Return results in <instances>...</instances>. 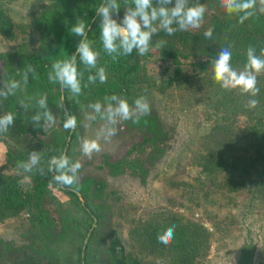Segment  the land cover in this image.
I'll return each mask as SVG.
<instances>
[{
	"label": "rangeland",
	"instance_id": "374dc122",
	"mask_svg": "<svg viewBox=\"0 0 264 264\" xmlns=\"http://www.w3.org/2000/svg\"><path fill=\"white\" fill-rule=\"evenodd\" d=\"M200 3L206 12L198 30H177L173 35L161 30L153 36L149 52L139 55V74L145 79L136 85L141 91L133 101L145 96L150 114L157 119L150 141H144L149 137L145 129L122 121L111 144L101 142L103 150L87 158L80 151L81 138H94L101 122L85 127V113L90 109L82 104L85 110L79 114L72 158L82 164L77 183L87 178L104 182L101 194L95 195L92 186L87 193L99 219L93 217L87 228L82 195L78 192V204L50 188L41 208L52 221L49 231L34 226V212L27 209L0 220V264H17L26 257L39 264H114L108 250L113 238L119 240L128 260L175 264L169 249L150 245L149 225L167 219L205 230L192 264H264V191L253 194L250 188L254 172L264 161V139L255 140L249 131L258 124L256 118L264 123V99L249 108L247 100L252 97L238 89H222L212 79L215 58L208 57L204 33L224 15L215 0ZM54 11L50 0L8 4L14 38L0 35V84L4 74L1 56L38 53L43 38L38 20ZM123 14L124 7L114 18L119 20ZM207 61L210 64L201 65ZM261 76L264 72L257 76V86L263 85ZM24 91L21 84L20 94ZM61 105L64 110V102ZM19 108L24 114L34 111L29 107L25 111L20 103ZM55 115L56 123L43 124L44 132L36 138L1 137V182L17 178L23 190H29V179L17 165L6 162V155L19 152L27 161L33 149L65 133L62 120ZM106 163L121 165L113 169ZM191 246V240L182 242L183 249Z\"/></svg>",
	"mask_w": 264,
	"mask_h": 264
},
{
	"label": "trees",
	"instance_id": "16d2710c",
	"mask_svg": "<svg viewBox=\"0 0 264 264\" xmlns=\"http://www.w3.org/2000/svg\"><path fill=\"white\" fill-rule=\"evenodd\" d=\"M16 0H0V35L7 39H13V32L15 25L12 23L8 16V4ZM55 8V11L41 16L38 20L39 26L43 29V38L40 50L36 54L27 52H20L16 55H2L4 62L3 77L0 87H2L9 80H20L22 74L31 66L35 69V77H30L29 82L24 85L25 91L20 94L19 89L15 95H9L6 98H0V115L6 113H13L15 120L7 133L0 134V139L3 136L17 139L22 136H30L36 138L43 131L42 126H34L31 117L35 112V101L41 95L47 96V101L51 110L58 113L60 120L63 119L64 110L61 105V95L64 96V104L68 111L77 117V125L79 122V114L85 110L83 105H89L94 102L104 103V97L110 95H118L128 100L129 104L133 101L134 95H140L141 88L136 85L141 82L140 79L145 77L139 74V54L134 50L131 55L118 57L115 61L111 56L103 51L102 43L100 40L99 18L96 17L95 10L102 3V0H50ZM213 1V0H212ZM218 3V0H215ZM121 8L125 6L124 0H120ZM130 5L131 0H128ZM224 17L215 19L213 22L211 38H205L204 46L206 45L208 57L216 58L220 48L231 45L233 53L231 64L232 66L243 68L246 63V50L249 46L256 49L257 55L260 54L261 49H264V14H255L246 20L243 24L238 22V17L233 14H227L222 8ZM95 18L93 23L91 21ZM83 20L87 26H91L88 33V40L92 44L93 49L99 52L97 61L98 67L102 66L106 69L107 82L87 84L88 72L84 73L82 79V94L73 98L71 93L64 91L58 84L50 83L48 80V72L51 70V65L56 60L65 59L68 55L75 52L76 45L80 37L70 33L69 29L74 26L77 20ZM210 64L209 61L201 65ZM77 67L83 70V65L79 63L77 58ZM94 72V70H93ZM262 86H257L260 89L259 94L252 99H264V77L259 78ZM22 99H20L21 97ZM20 97V98H19ZM20 101L29 104V108L34 110L32 113L24 114L20 108ZM257 125L251 126L249 129L250 134L254 136L255 140L264 139V123L261 118H256ZM62 122V121H61ZM130 126L143 128L148 133L149 137L144 141H150L152 136L155 135L157 128V119L152 114L141 117L138 124L133 123L131 120L127 121ZM67 138H70L66 154L71 161L74 159L73 148L77 138V131L72 134L70 131L59 133L55 139L49 143L40 144L36 151H41V165L45 168V173L42 175L39 171L33 170L32 172L25 173L24 175L30 181L29 190H23L19 180L12 178L10 181L1 182L0 180V220L5 217H10L23 210L34 212L32 223L43 230L49 231L51 229V219L46 216L42 211V203L50 196V188H57L62 191L66 196L75 200L78 204V198L75 194L79 192L85 200L84 214L88 219L87 228L90 226L93 217L99 219L96 208L93 210L87 199V193L92 186L95 195L101 194L104 189V182L87 178L72 187H65L58 185L53 176L55 173L47 172V162L52 156H58L64 152L67 145ZM258 149V148H257ZM32 150V151H33ZM132 151V150H130ZM129 151V152H130ZM26 157L19 152H10L6 155V162L11 165H17L18 162L26 161ZM107 164V163H106ZM110 168L116 169L121 163L107 164ZM235 170V167H233ZM237 170V167H236ZM264 161L257 167L254 172V178L250 182L251 193L262 194L264 191ZM82 207V209H83ZM85 208L88 211H85ZM13 213V214H12ZM179 222L174 223L170 220L162 221L159 225L150 224V245L152 247H159L162 249H169L172 252V260H176L175 264H192L195 257V252L201 244L202 238L205 235V230L196 225L179 226ZM174 226L173 237L167 245L158 242V235L162 234L167 228ZM86 228V229H87ZM49 233V232H48ZM191 240L192 246L189 249L182 248L184 240ZM108 250L112 254L114 264H139L137 260H128L123 253V248L117 238H113L109 245ZM81 250H78V253ZM31 257L24 258L17 264H39Z\"/></svg>",
	"mask_w": 264,
	"mask_h": 264
},
{
	"label": "clouds",
	"instance_id": "9594fccd",
	"mask_svg": "<svg viewBox=\"0 0 264 264\" xmlns=\"http://www.w3.org/2000/svg\"><path fill=\"white\" fill-rule=\"evenodd\" d=\"M124 14L119 20L114 16H119L121 9L120 0H102L96 8L95 13L99 18L100 40L103 51L115 61L118 57L128 56L135 50L143 56L150 50V43L154 35L159 31H164L168 35H173L177 30L188 31L198 30L204 20L206 8L200 0H124ZM218 5L227 14H235L238 22L243 24L253 15L264 14V0H218ZM175 26V27H174ZM88 28V26H87ZM70 33L80 37L75 52L65 59L56 60L51 65L48 72L50 83L58 84L62 90L71 93L73 98L82 94V79L85 72L88 84H95L97 81L103 84L107 82L106 69L98 67L97 61L99 52L93 49L88 40L86 23L77 20L76 24L69 29ZM206 38H211L212 30L208 29L204 33ZM163 43V41H161ZM231 45L219 49L212 63V79L225 90H239L242 95L256 97L260 89L257 87V76L264 72V49L257 55L256 49L249 46L246 50V63L242 70H235L232 67ZM77 58L83 65V70L77 67ZM94 70V72H93ZM35 69L28 66L22 74L20 80H9L0 87V98L15 95L21 84L26 85L30 77H35ZM64 97L61 96L63 101ZM35 112L31 120L36 127L44 125H54L56 115L49 107L47 96L41 95L34 98ZM258 100L249 98L247 107L255 108ZM20 107L25 111L29 104L20 101ZM90 111L85 113L87 123L85 127H91L94 122H101L95 130L94 138H81L80 151L87 158L91 159L94 153H100L104 144H111L112 138L117 134V125L122 121L131 120L138 124L141 117L150 114V105L145 96L136 98L130 105L128 100L118 96L110 95L104 97V103L99 101L90 103ZM15 117L9 112L0 115V134L7 133L13 126ZM62 126L66 131H75L77 128V117L64 108ZM41 151L33 150L29 152L27 161L18 162L17 168L25 173L34 169L40 174L45 173V168L41 165ZM82 168L79 160L71 161L66 153L52 156L47 162V172L55 173L53 180L61 186L72 187L78 180V172ZM174 226L167 228L158 235L159 243L167 245L170 243Z\"/></svg>",
	"mask_w": 264,
	"mask_h": 264
},
{
	"label": "water",
	"instance_id": "95a60500",
	"mask_svg": "<svg viewBox=\"0 0 264 264\" xmlns=\"http://www.w3.org/2000/svg\"><path fill=\"white\" fill-rule=\"evenodd\" d=\"M96 17H97V16H96ZM94 20H95V18L91 21V23H93ZM90 28H91V26H89V27L87 28V32L90 30ZM61 96H63V94H62ZM63 97H64V96H63ZM61 102L63 103V102H64V99H63V101L61 100ZM68 141H69V139H68ZM75 194L77 195V197H78L79 199H81V195H80L78 192L75 191ZM86 243H87V238H86V240H85V242H84V246H83V248H82V254H81L82 258H83V256H84V251H85Z\"/></svg>",
	"mask_w": 264,
	"mask_h": 264
}]
</instances>
